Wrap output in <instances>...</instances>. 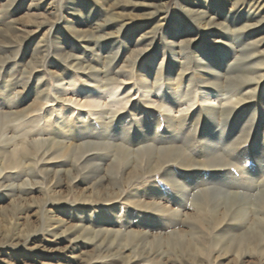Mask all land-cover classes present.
I'll return each instance as SVG.
<instances>
[{"label":"rangeland","instance_id":"1","mask_svg":"<svg viewBox=\"0 0 264 264\" xmlns=\"http://www.w3.org/2000/svg\"><path fill=\"white\" fill-rule=\"evenodd\" d=\"M191 4L205 5L215 24L192 19L183 8ZM216 22L234 31L235 49L222 43L228 33ZM99 24L109 36L97 47L71 34L91 35ZM244 25L250 27L239 31ZM178 31L183 39L175 38ZM191 34L196 41L187 46ZM254 41L264 49V0H0V116L15 119L0 123V236L6 235L0 264H234L240 256L245 264H264L263 230L255 253L241 255L237 243L215 237L224 229L240 232L243 222L226 218L215 228L212 221V213L233 215L243 205L261 211L264 80L237 118L220 124L201 101L205 89L218 94L201 79L222 76L223 65H234L240 49L251 53ZM138 45L146 53L135 65L131 52ZM57 47L78 59L65 61ZM187 47L202 53L210 70L193 63L181 68ZM246 63H264V52ZM140 69L150 72V82L158 71L155 103L142 94ZM230 89L239 96L251 87L237 81ZM151 142L168 158L175 153L156 172L146 170L153 153L139 151ZM76 146L90 151L75 164ZM70 171L78 175L71 186ZM133 171L138 174L128 177ZM215 184L239 194L235 206L228 209L226 193L210 194ZM102 185L121 194L89 203L74 199V191L89 196L91 187ZM196 207L206 214L203 223L191 219ZM28 223L37 230L24 236L20 230ZM66 227L149 237L192 230L202 240L191 238L199 246L194 254L146 244L144 250L109 238L104 244L102 237L76 239L62 233Z\"/></svg>","mask_w":264,"mask_h":264},{"label":"bare ground","instance_id":"2","mask_svg":"<svg viewBox=\"0 0 264 264\" xmlns=\"http://www.w3.org/2000/svg\"><path fill=\"white\" fill-rule=\"evenodd\" d=\"M238 2V1H237ZM114 6V5H113ZM193 5H183V8L186 9L187 14H190V16L192 15V19H194L196 22L201 23L202 21L206 20L207 18V23H213L214 19L210 18V14L207 16L208 14V9L206 8V6H202L200 8H195L192 7ZM189 16V15H188ZM209 17V18H208ZM213 17V16H211ZM24 20V18H23ZM221 20V19H220ZM28 23L32 24L33 27L35 29H38L40 27V23H37L36 21H34L32 18H28L27 19ZM223 21V20H221ZM220 22V21H219ZM244 22L248 23L249 20H245ZM217 23V22H216ZM105 24V23H104ZM180 21L178 22L177 25L175 26H180ZM234 24V23H233ZM103 25V24H102ZM102 25H97L96 26V30L95 32H93L91 35H89L88 33L84 32V31H72L71 34L77 39V40H82V43L85 47H97L99 45V40L102 39L103 37H107L109 35H107V32L103 29L104 26ZM227 24H218L216 26L225 29V31L228 33L226 35H224V39L227 42H222L223 44H227L229 45L232 49H235V46L238 45L236 40L237 37L234 35V31H230L229 25ZM233 26V25H232ZM176 27V29H178ZM250 27V25H244L242 26L239 31L245 30L246 28ZM9 29V28H8ZM236 29V28H235ZM234 30V29H233ZM193 34V33H192ZM189 35L187 39H185L183 42H185L187 44V46L193 44L196 41V36L194 35ZM183 37H185V35L181 34V32L178 31L177 34H175V38L176 39H183ZM176 41V40H175ZM175 43V42H174ZM182 43V42H180ZM62 43H57L56 46L61 47ZM262 42L259 41H254L252 42L248 47L249 48H253V51L250 53L248 51H244V49H240L238 53H235V60L233 62L234 65L231 66H225L223 65L222 70H224L222 73V76L218 77L215 75V77L212 80L209 79H201L202 83L205 86H213V88H215L218 92V94L215 96V94H213L212 92H209L208 90H203L201 93V101L202 103H204L205 105H207V108L209 109V113H212V115L215 117V119L220 123L228 120V119H232L233 117H236L237 112L239 111V108L244 105L245 103H247L248 100H250L252 98L251 94H253L254 92H256L259 89L260 84H262L263 80H264V63L259 64L257 66H252L251 64H247L246 61L253 58L254 56L263 53L264 49L262 50H258L257 48L261 45ZM240 47V46H239ZM237 48V47H236ZM56 51L60 52L61 55L63 56V58L66 60H71V61H76L78 59L77 56L74 55H68L66 53H64L61 48L58 49V47L56 48ZM38 53H41L42 51H37ZM222 51H220V53H222ZM146 52H144L143 49H141V47L138 45L135 48H133V51L131 52V57L133 58V63L136 65L137 62L140 60V58L142 57V55H144ZM183 56V61L181 63V68L186 67L187 65H191L193 63V65H197L198 67H201L203 70L207 71L210 70V68L208 67V65H206L205 60L202 58V53L200 54L197 51H193V52H189V48L187 47L185 50V56H184V52L180 53ZM232 56V58H233ZM1 62V59H0ZM3 62V60H2ZM1 62V63H2ZM81 62V61H80ZM78 62V63H80ZM82 64L84 62H81ZM88 67V65H87ZM91 68V67H90ZM226 69H230L228 72L226 71ZM184 71V70H183ZM257 71V72H255ZM156 73L154 74V79L152 82H150V72H145L144 70H139L137 71V76H138V80L142 89V94L144 97H146L147 100L152 101V102H156L158 101V97H159V91H158V83L156 82L158 79V71H155ZM227 72V73H225ZM169 76L170 74L167 75V78L169 80ZM132 77L128 78V80L132 79ZM167 80V81H168ZM240 82L242 84H248L249 87H251V89L243 94V95H239L237 96L230 88L233 82ZM205 88V87H204ZM109 97L112 95H108ZM190 99H188L186 101L185 104V108H187L190 104ZM215 106V107H213ZM11 115L7 116L5 115V117L0 116V123L2 124H7V122H12L13 120H15L14 118L10 117ZM237 118V117H236ZM1 127V125H0ZM4 129H7L4 128ZM11 139H7L6 141H4L5 143L10 141ZM211 144H215L217 145V143L212 142ZM38 145H40V143H38ZM89 147L87 146H76V157H75V164L78 163V161L84 157L85 155H87V153L90 151V149H88ZM139 151H147L150 152L151 154L153 153L152 156H154L153 161L151 162V164H148L146 167L147 171H160L162 168H164L167 164V161L170 158H174L175 157V153H171V157L168 158L167 155H164L163 149L157 147L155 145L154 142L148 143L147 145H145L141 150ZM137 152V151H135ZM166 152V150H165ZM218 154V151L216 152H212L211 155H216ZM85 158V157H84ZM88 159H86L87 161ZM84 161V159H83ZM140 160H137L135 162V166L140 167V169L142 168L141 162H139ZM217 164L220 166V160L217 159ZM74 164V166H75ZM87 165H85L84 169H87ZM107 170V169H106ZM110 172V171H108ZM2 173V169L0 170V175ZM109 174V173H108ZM138 173L130 172L129 176H134ZM69 186H71L70 183H72L74 180L77 179L78 175L73 174L71 171L69 172ZM257 178L259 180H261V176L258 175ZM220 185V184H218ZM218 185H214L217 186L210 190V194L212 196H214V198L217 196H220L221 193H226L224 194V202H226L227 204L229 203V207L228 209H231L233 206H235V199L239 196V194L235 191H232V189L238 190L237 188H232L229 193L226 191H223L222 188H220V186ZM211 187V186H210ZM92 190L90 192L91 195L86 196L83 195L85 193L81 192V193H77V192H73L74 194H78L74 196L75 200H80L82 201V203H89L92 200H98V199H112L115 198L117 195H120L121 191H118L119 193L116 194V196H114V194H112L108 188H106L104 185L95 188V187H91ZM229 189V188H228ZM64 192V191H63ZM55 197H57L56 195L53 196V200L55 201L56 199H54ZM59 198H62L61 196H59ZM93 198V199H92ZM92 199V200H90ZM218 199V198H217ZM257 198H255L256 201ZM264 200V199H263ZM219 201V199H218ZM34 203V202H33ZM44 203V202H43ZM32 205V204H31ZM261 211H256L254 210H250L249 208H247V205H243L240 206L239 209H237L236 213H233V215H231V213L229 212V214L224 215V214H220V216H217L216 214L212 213V221H213V225L215 226V228H217L218 226H220L225 219L227 218V221L230 222H235V221H242L243 224L241 227L238 228V233L235 230H230V229H224L223 231H221L222 233H220L219 235H217L216 238V242L218 243H222L223 240L226 241V245L231 244V243H237L238 247L240 248V253L241 255H253L255 253V250L257 249L258 244H261V235L260 232L261 230L264 231V202L262 203V205L260 206ZM164 211V210H163ZM205 213L202 211V208L200 207H196V212L192 213L191 219H196V221L203 223L206 219L205 217ZM235 216V217H233ZM219 219H218V218ZM238 218V219H237ZM211 220V219H210ZM31 223V222H30ZM29 224V223H28ZM257 225V226H256ZM8 227H6L7 229ZM37 230V226H34L32 224L26 225L22 227V229L20 230L21 234L28 235V234H32L35 233V231ZM2 231H6V230H2ZM1 232V231H0ZM62 233H69L70 236H75L76 234H83L86 237H89V239L95 240L96 238H101V244H104L106 242V238H109L110 244L114 243V242H120V244L122 246L127 247L128 245H133L135 247H139L140 245L144 246V250H146V245H153V247H160L161 249L163 248H167L170 247L172 252H186L187 254H194V252L199 250V246L198 244H193L192 243V239L191 238H195L196 235L194 234V232L192 230L190 231H185L184 233H178V232H170L168 233L166 236H162V237H154L151 236L149 237L148 235L144 234V233H134V232H130V233H126L123 235H119L118 233H113L111 231H95L93 232L92 229L88 228V227H83V228H73L72 227H66ZM6 235H1L0 236V240L1 242L5 241ZM75 238L77 239L78 236H75ZM197 238V237H196ZM195 241L198 242V240H202L200 237V239H196ZM74 239V238H73ZM150 239V240H148ZM248 240L250 241L249 243H251V246L246 245V243H248ZM124 242V243H123ZM166 246V247H165ZM245 246V248H243ZM228 248V247H226ZM148 249V248H147ZM258 253V252H257ZM241 256L239 258V260L234 261V264H245V262L243 260H241ZM250 264V263H249ZM253 264V263H252Z\"/></svg>","mask_w":264,"mask_h":264}]
</instances>
